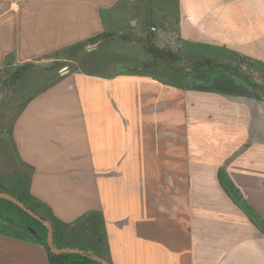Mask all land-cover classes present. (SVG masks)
<instances>
[{"label": "crops", "instance_id": "crops-1", "mask_svg": "<svg viewBox=\"0 0 264 264\" xmlns=\"http://www.w3.org/2000/svg\"><path fill=\"white\" fill-rule=\"evenodd\" d=\"M127 25L181 72L134 73L128 43L91 42ZM78 45V66L0 123V185L47 220L95 216L111 264H264V0H0V71ZM208 65L263 95L224 71L186 83ZM0 264L47 250L0 218Z\"/></svg>", "mask_w": 264, "mask_h": 264}, {"label": "trees", "instance_id": "trees-1", "mask_svg": "<svg viewBox=\"0 0 264 264\" xmlns=\"http://www.w3.org/2000/svg\"><path fill=\"white\" fill-rule=\"evenodd\" d=\"M117 33H103L98 37H95L91 40V42H96L98 40H102L104 42L108 43H118L119 40L121 43H125V37L119 36ZM83 48V45H78L76 47L68 48L63 50L61 53H56V55H62L66 58H71L76 55V52L81 50ZM158 52H164L161 49H155ZM29 65L24 64L22 65L17 71L11 75L10 80L14 84L17 82L22 76L24 69L27 68ZM182 66L178 64L175 68L171 67L169 70V67L166 69L178 74L181 72ZM0 188L2 185H0ZM7 193L15 196L17 199H19L24 205H26L28 208H30L34 213L38 214L42 218L46 219L44 217V213L47 212L50 214L49 210L40 205L38 202H36L29 194L24 193L22 195L20 194H14L10 192L9 190H5ZM0 218H4L17 226H20L22 228H28L31 227L36 230L38 235L40 236L39 241L44 245V247L47 250V257H48V264H103L101 262L96 261L92 255L89 254H77V253H60V254H54L52 253L46 244V234H47V228L31 218L29 215H27L25 212H23L21 209H19L15 204L11 203L10 201L6 199L0 198ZM47 220V219H46ZM53 227V244L56 249H63V248H69V249H81L84 251H91L94 255H97L99 257L105 258L104 256V247H102V236L99 234L100 229L98 227L97 218L93 215L87 217V222L84 223V226L80 223H73L71 225H64L62 223H59L58 221H55L51 217V220H48ZM101 239V243H98V239ZM93 244L98 245V247H93ZM106 259V258H105ZM109 262V261H108ZM110 263V262H109ZM111 264V263H110Z\"/></svg>", "mask_w": 264, "mask_h": 264}, {"label": "rangeland", "instance_id": "rangeland-1", "mask_svg": "<svg viewBox=\"0 0 264 264\" xmlns=\"http://www.w3.org/2000/svg\"><path fill=\"white\" fill-rule=\"evenodd\" d=\"M109 19V16H108ZM153 33V32H151ZM125 37L126 43H128V54L133 55L140 60L145 62L143 58L142 49V36H137L136 27L131 25L126 26L125 32L118 35ZM157 45L162 48L169 47L168 44H164L160 39H154ZM138 43V44H137ZM117 44H121L120 40ZM152 46V45H146ZM176 51L175 47H172ZM85 50L82 48L79 50L80 53ZM78 56L66 58L62 55H54L52 59H43L37 62L29 63L28 67L24 69L23 76L14 84L11 82L10 77L15 71H17L22 65L17 66H5L0 71V123L8 119L15 114L18 107L28 99L30 96L38 93L48 84V79L55 78L59 69H73L78 66ZM77 59V60H76ZM179 62V61H178ZM185 64L186 61H183ZM182 64L184 65V63Z\"/></svg>", "mask_w": 264, "mask_h": 264}, {"label": "water", "instance_id": "water-1", "mask_svg": "<svg viewBox=\"0 0 264 264\" xmlns=\"http://www.w3.org/2000/svg\"><path fill=\"white\" fill-rule=\"evenodd\" d=\"M157 64L156 58L151 59L147 63H143L141 65H137L131 68V71L134 73H142L147 71L151 66ZM184 71L186 73V83L187 84H197L196 81H191L188 77L190 73H197V72H216V71H221V72H227L230 75H233L237 78H239L244 84H246L252 91H255L257 93H260L263 95L261 90L252 82L248 80L247 77L243 76L237 69L228 67V66H223V65H208L206 67H186L184 68ZM208 81H204L203 83H207ZM264 96V95H263ZM0 198L1 199H6L10 201L11 203L15 204L19 209H21L23 212H25L27 215H29L31 218L36 220L37 222L43 224L47 228V234H46V244L49 250L54 253V254H60V253H77V254H89L92 255V257L103 264H110L107 259L99 257L97 255H94L93 252L91 251H84L81 249H69V248H63V249H56L53 244V227L52 224L39 216L38 214L34 213L30 208H28L26 205H24L19 199H17L15 196L7 193L4 188H0ZM27 230L37 239L40 238L38 233L36 232L35 229L28 227Z\"/></svg>", "mask_w": 264, "mask_h": 264}, {"label": "flooded vegetation", "instance_id": "flooded-vegetation-1", "mask_svg": "<svg viewBox=\"0 0 264 264\" xmlns=\"http://www.w3.org/2000/svg\"><path fill=\"white\" fill-rule=\"evenodd\" d=\"M151 53L149 58L145 61V63L149 62L151 59L156 58L157 64L154 67L160 69V71H165V69L169 66V68H175L181 61L177 58H174L173 55H169L166 52H158L155 49H148ZM179 61V62H178ZM204 64V63H203ZM206 64V63H205ZM152 67H150L151 69ZM176 74V73H175ZM4 190H7L4 188Z\"/></svg>", "mask_w": 264, "mask_h": 264}]
</instances>
